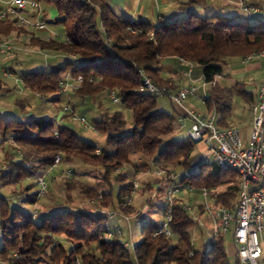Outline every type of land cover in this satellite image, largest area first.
<instances>
[{
  "label": "trees",
  "instance_id": "trees-1",
  "mask_svg": "<svg viewBox=\"0 0 264 264\" xmlns=\"http://www.w3.org/2000/svg\"><path fill=\"white\" fill-rule=\"evenodd\" d=\"M35 1L56 9L54 23L63 25L62 39L58 36L41 38L32 27L27 30L7 19H0V39L14 33L29 34L28 46L46 53H71L77 61L65 59L48 70L21 71L19 79L23 86L37 95L62 94L65 76L81 75L83 81L75 90L76 94L85 98L113 90L124 109L130 112L132 125L126 128L120 112L103 113L94 123L97 133L106 135L105 145L98 147L51 118L38 116L19 120L0 115V144L9 141L14 149L21 151L19 158L0 170L1 183L15 185L34 176L38 169L43 173L56 155H60L61 161L78 160L99 169V189L80 182V192L86 198L102 207L111 206L114 211L129 214L133 209L128 201L133 183L120 185L114 196L111 178L125 179L118 170L133 163V155H139L150 159L156 169L168 173L188 171L190 175L183 176L181 181L197 191L204 187L211 194L217 187L226 186L214 195L213 203L232 205L239 192L238 174L221 169L214 162H200L195 168L191 167L190 158L196 143L188 138L184 141L172 138L178 116L158 110L156 98L138 91L137 69H143L154 83L167 86V80L158 74L160 63L168 58L178 61L184 58L192 63V78L201 77L203 82L215 85V78L223 75L226 58L264 51V19H247L244 15L201 16L191 11L180 20L152 24L145 20L122 19L107 0ZM196 2L199 0L188 4ZM252 19L257 20L249 22ZM181 67L186 69L183 64ZM4 89L0 80V91ZM235 97L250 105L254 102L253 95L241 82L229 87L215 85L204 99L207 110L216 112L222 126L229 125ZM151 164L144 160L141 167ZM35 185L36 181L27 187ZM162 187L157 189L160 191ZM27 198L32 204L37 193ZM37 218L31 219V211L12 205L0 196V263L231 264L224 235H218L207 248H194L191 231L198 224L178 201L171 210L170 235L155 234L161 222L144 220L142 239L133 249L123 247L118 235L107 237L108 225L101 212L59 206ZM234 264H240L237 257Z\"/></svg>",
  "mask_w": 264,
  "mask_h": 264
},
{
  "label": "rangeland",
  "instance_id": "rangeland-1",
  "mask_svg": "<svg viewBox=\"0 0 264 264\" xmlns=\"http://www.w3.org/2000/svg\"><path fill=\"white\" fill-rule=\"evenodd\" d=\"M47 11V18L54 20L57 16V11L54 7H48V6H42ZM43 19H45L46 14H43L41 16ZM257 19L249 20V22L256 21ZM25 28V27H24ZM27 29V28H25ZM53 29L56 33L59 34L58 38L62 39V32H63V25L62 24H54ZM28 30V29H27ZM29 38V34L17 35L16 33L13 34V36L9 37V42L11 43L13 49L9 51L8 53L0 54V80L5 83L9 88V92H0V114L3 115L4 118H6L4 113V110L10 111L9 114H13V112L16 110V112H20L16 117V119L22 120L23 117H21L22 109L17 104L18 100H22L23 97L27 99V103L25 104V110L27 112H35V117L43 116L45 118H51L56 122H59L60 124H64L72 128L76 134L83 140H86L88 142L94 143L98 147H102L105 145V139L106 135L97 133L92 131L90 128H85L77 119H72L71 115H66L63 112L64 106H69L73 109L75 108V114L77 116H83L87 123L91 126L94 125L95 121L99 120L101 118V115L103 113H115L120 112L122 114V117L126 121V128L131 127L132 125V119L131 114L128 110L124 109V107L121 105V103H112L108 93L106 91L100 92L95 96L92 97H85L82 98L78 94H67L65 96L64 94L56 93V94H47L44 95L43 98H40L39 95L36 93H33V91L26 89L21 80L19 79V73L21 71H44L48 70L50 67L45 66L42 62L44 60L43 53L37 54H31L32 50L31 47L27 45V40ZM31 52V53H30ZM240 58L243 59L244 57H230L225 59V63H223V75L217 76L215 78V85L219 86H227L229 83H231L233 80L241 81L245 84V88L252 92L256 93L258 92L259 86L262 81H264V57L262 58H254L249 63H255L259 62L258 67L253 68H247V64H242L240 61ZM64 62V61H63ZM61 62V64L63 63ZM241 69V73L239 76H233L234 73L232 70H238ZM4 71H7L8 73H11L10 75L6 76L4 75ZM220 77V79H219ZM203 81H196L195 84L200 86ZM208 89H211L214 87V84H206ZM70 91V92H71ZM58 97L59 101L54 102V98ZM157 103V109L162 110L171 114L177 113V110L175 108V105L171 103L166 97H159L156 99ZM6 104V105H5ZM185 105L193 107L198 110L199 112H206L207 107L204 102V99L202 97L196 98V97H188L185 102ZM234 107H236V113L234 116H232V119H229V125L237 124L243 134H246L249 122H250V105L243 101L239 97H235L233 100ZM236 105V106H235ZM2 108V109H1ZM186 129L180 130L176 127V130L174 134L172 135V138L177 141H184L187 139L186 136ZM10 151L13 156H15L16 151L13 149H9L8 145H4V151ZM21 152V151H20ZM206 152V150H200V144H195L194 150L192 152V156L190 158L191 162H195V160L198 162L201 156ZM199 154V156H197ZM205 155V154H204ZM9 156L8 154H4V152L0 151V168L2 163H4V157ZM11 157V156H10ZM12 158V157H11ZM199 158V159H198ZM133 163L125 165L122 169L118 170L119 175L121 177H125V179L115 180V177L111 178V182L113 184V195L115 196L117 194L118 187L122 184H131V183H137L138 187L135 190V192L132 195L131 203L135 205V207L132 206V211L128 214H125L129 216V221L133 216L137 214V208L140 209V211H144L143 213H140V218L138 219H132L130 226L127 225V228L129 230V239L136 243L142 239L141 234V225L144 220H150V221H156L161 222L164 218V208L166 205L165 202V188L162 187V190H156L153 188V185H161V175L158 174L155 165L151 164L150 159L142 158L141 160L134 159L132 157ZM6 165L11 162L10 159L6 158ZM147 161L151 165H148L145 168L141 167L142 161ZM200 163V162H199ZM139 165L138 167H134V165ZM199 165V164H197ZM195 165V166H197ZM193 166V168L195 167ZM192 167V166H191ZM134 169L139 170L141 172L138 174V176L134 175ZM70 170L71 175L69 178H64L62 174H64L65 171ZM99 169L91 167L89 165H86L82 163L81 161L75 160V161H69L66 162L65 160H62L56 168L53 170V172L48 175L50 178L55 175L53 178L54 185L52 189H48L44 195L41 197L36 198V201L32 204H30L28 200V196H31L33 193H37L38 186L37 184L35 186L28 187H19V185H12V184H1L0 183V196L7 199V201L12 202V205H15L19 208L25 209V211L29 212H36V214L43 213L44 209L43 206L47 203H56L55 201L59 199V206L68 207L71 209H82L87 210L92 213H96L95 211L99 210L102 212H110L113 211L111 206H100L99 204H94L96 201H93L91 198H86L81 192H80V182L90 186L95 187L99 189V177L100 173L98 171ZM60 171V172H59ZM181 172V171H180ZM178 172V173H180ZM42 174V170L38 169L35 171L34 176L27 177L23 179L21 182H25L24 185L35 183L36 177L38 175ZM57 174V175H56ZM48 176H46V180L48 179ZM120 177V178H121ZM68 181V182H67ZM49 183V180H47ZM69 183V184H68ZM66 184H68L69 187L66 188ZM132 184V185H133ZM163 184V182H162ZM226 186H220L217 187L211 194L208 196L206 200L213 203L212 200L215 197L217 193L221 192ZM19 189L18 191L14 192V196L12 199H10V196L13 195V190ZM129 193H131L129 191ZM144 193V196H143ZM48 197V198H47ZM146 197V198H144ZM19 199V200H18ZM183 199V200H179ZM178 202H183L186 205L190 206L194 212L198 210V205L205 200L203 196H201L198 193H183L179 196ZM22 201L21 205L20 202ZM28 202V203H27ZM140 202L142 204H140ZM116 211V210H115ZM191 214V213H189ZM191 216V215H190ZM137 218V217H136ZM201 222L199 223L196 221V223L200 226L195 227L191 231V240L192 244L195 249H200L203 246L208 247L209 245V235L211 233V221L208 216L201 215L200 217ZM38 220V218H37ZM232 236V230L230 231V234ZM229 261L231 264H234L235 259L233 257H229ZM3 264V263H0Z\"/></svg>",
  "mask_w": 264,
  "mask_h": 264
},
{
  "label": "built area",
  "instance_id": "built-area-1",
  "mask_svg": "<svg viewBox=\"0 0 264 264\" xmlns=\"http://www.w3.org/2000/svg\"><path fill=\"white\" fill-rule=\"evenodd\" d=\"M0 19L13 21L19 27H32L36 31L47 30L45 20L41 17L44 14L42 5L35 0H0ZM243 15L247 19L254 17L264 19V9L252 7L240 3ZM51 37L59 36L53 33ZM50 37V38H51ZM7 39H0V54L8 53L13 49ZM44 58L46 52H41ZM64 59L77 61L74 54H56ZM264 57V51L245 56L242 61L246 62L253 58ZM181 64L186 66L183 74L191 79L192 63L184 58H179ZM7 74V71L5 72ZM9 74V73H8ZM138 91L141 94L159 98L166 97L171 103L181 111V116L177 117L176 122L179 127L184 126L183 118H188L191 125L186 129V136L195 143H204L206 152L201 162H214L218 167L225 170H232L239 176V192L237 200L229 207L217 205L206 200L210 193L204 187L198 191L205 198L198 206V209L207 215L211 221V233L209 242L213 243L218 235H226L232 230V239L236 246V257L242 264H264V81L261 82L256 100L250 105V126L247 134H243L241 129L235 125L221 126L218 124V117L214 110L202 114L194 109L188 108L184 102L188 97H198V90L195 85L189 84L173 92L167 86L156 84L150 76L143 70L137 69ZM91 81L92 79L89 78ZM83 77L77 75L65 76L61 86V93L77 90ZM203 84H208L203 82ZM214 84V82L210 83ZM209 84V85H210ZM43 98L42 95H39ZM108 96L112 103H119V96L113 91L108 90ZM65 114L71 115L72 119H77L85 128H90L97 132L95 126L87 123L83 116H77L75 111L69 106L63 107ZM61 162V156L56 155L53 163L40 175L36 177L38 186L37 198L44 195L48 189L46 176ZM195 168V167H194ZM158 169V168H157ZM165 188V208L164 218L159 229L155 234L164 232L170 235L168 223L171 220V210L183 193H194L196 189L181 181L183 176L188 177V171L180 173H168L157 170ZM70 170L62 174L64 178H69ZM138 184L132 185L131 193L128 197L130 202L132 195L137 189ZM181 208L188 213L193 209L183 202H178ZM104 214L108 225L107 237L118 235L123 247L133 249L135 243L129 239V216L117 211H95ZM40 214L31 212V219H35ZM194 221H198L195 214L191 215ZM200 223V222H199ZM168 264V263H165Z\"/></svg>",
  "mask_w": 264,
  "mask_h": 264
},
{
  "label": "crops",
  "instance_id": "crops-1",
  "mask_svg": "<svg viewBox=\"0 0 264 264\" xmlns=\"http://www.w3.org/2000/svg\"><path fill=\"white\" fill-rule=\"evenodd\" d=\"M107 1L109 2L113 11L122 19L130 21V22H135L138 20H145V21H148L152 24H157L160 21L161 22L162 21L170 22V21L180 20V19L186 17L188 15V13L191 11L196 12L201 16L220 14V15L243 17V12H242L240 3H243V4L248 5V6L258 7L260 9H264V0H199V2H196L193 4H188V2L191 0H107ZM43 10H44V14H46V17L44 20L46 23L47 30L35 31V34L41 38L49 39L51 37L50 36L51 34L56 33L53 29V26L55 23H54V20L47 18V11L44 9V7H43ZM31 50H32L31 51L32 53L30 52L31 54H37V55H38V53L40 54V51L36 48L31 47ZM46 54H47L46 58L44 60H42V62L45 66L51 67L55 64H60L61 62L65 61V59L59 55H56L53 53H46ZM253 59H251V60H253ZM240 60H241L240 62L242 64H245V65L247 64V68L248 67L249 68L250 67L251 68L258 67L260 65L259 62L249 63L251 60L243 62L241 58H240ZM181 65L182 64H180L176 58L164 59L159 65V69H158L159 77L164 79V80H167V82H168L167 87L173 92H176L180 88L187 86L189 84L195 85L197 87V90H198V97H196V98L202 97L203 99H205V97H207L211 93V89H208L207 85L206 84L204 85L203 82L201 83L200 86L195 84L196 81L202 80L201 77H198V78H192L191 77V79L187 78L183 74L184 69L181 67ZM5 72L6 71H4V75H6V76L11 74V73L8 74V72H7V74H5ZM232 72L234 73L233 76L237 77L241 73V69L232 70ZM219 79H220V77H219ZM234 82H241V81L233 80L231 83H229L225 87L231 86ZM241 83H243V82H241ZM3 84H4L5 89L2 90V92H9L10 88L5 83H3ZM247 92H249L253 95V101H255L257 94L256 93L254 94L248 90H247ZM33 93H35V92H33ZM73 93L74 92H72V91L71 92L68 91L64 95L67 96V94H73ZM58 101L54 100V102H58ZM26 103H27V99L25 98V96L23 97L22 100L17 101V104H19V106L21 107V109L23 111L21 114V117H23V119H30V118L35 117L34 116L35 112H32V111L27 112L25 110V104ZM187 107L196 110L193 107H190V106H187ZM175 108L177 110L176 115L178 117L181 116V111L179 110V108L176 106H175ZM74 111H75V108H74ZM207 112H209V111L207 110L206 112H200V113L206 114ZM4 113H6L5 114L6 118H16V117H18L17 115L20 112H18V111L16 112V110H15L13 112V114H9L10 111L4 110ZM235 113H236V107H234V104H233L230 119H232V116H234ZM110 115H111V113H110ZM1 116L3 117V115H1ZM183 122H184V126L182 128H180L178 123L176 122V126L180 130L187 129L191 125V121L188 118H183ZM233 125L238 126L237 124H233ZM249 126H250V124H249ZM248 131H249V127H248L246 134L248 133ZM5 144L8 145V148L10 150L13 149L16 151L15 156H13V155L11 156L13 158L10 157L11 153L9 150L4 151V145ZM196 144H200V150H204V149L206 150V145L204 143H196ZM0 151L4 152V154L9 155L7 157H4V163H2L0 170L5 168L4 166L7 163L6 158H11L10 160H13V159H17L21 156L20 150L14 149V146L9 141L0 144ZM204 154H205V152H204ZM204 154L202 156L200 154V159L198 158L199 159L198 162L196 160H195V162L190 161V165L193 167V166L199 164V162L202 161ZM197 156H199V154ZM132 157L134 159L136 158L139 161L141 160V156H139V155H133ZM53 170L50 172V174L53 172ZM140 173L141 172H139V170L134 169V175L138 176V174H140ZM50 174H48V175H50ZM50 176H48L47 180H49V183H48L49 189H52V187L54 185L53 178L55 177V175L52 176L51 178H50ZM0 183H1V181H0ZM24 183L25 182H20V183H17L16 185H19L20 188L21 187H27L28 185H30V184H28L25 186ZM161 185H162V181H161ZM159 186H160V184L153 185L152 186L153 191H154V189L156 191ZM18 190L17 189L13 190V195L10 196V199H12V197L14 196V194H15L14 192H16ZM194 193L200 194L199 191H197V190ZM143 196H144V193H143ZM144 198H146V197H144ZM181 200H183V199H181ZM12 202H10V203H12ZM17 202H20V204L22 203L21 200L17 201ZM55 202L56 203H53V204L50 202L48 204L46 203L45 206H43V209H44L43 213L44 214L49 213L54 208L59 207V204H60L59 199L56 200ZM212 202H214V199L212 200ZM140 204H142V203L140 202ZM21 205H23V204H21ZM131 205L133 207H135V205L133 203H131ZM143 212L144 211L141 212L140 209L137 208V214L131 218L128 225L130 226L132 219H138L137 215L140 213H143ZM192 214H195L197 216V218H199V220L201 221L200 217L203 213L201 212L200 209H198L196 212L193 211L190 215H192ZM203 215H205V214H203ZM198 226H200V225H198ZM229 234L230 233L224 235L226 254L228 256V259H229V257H233L235 259L236 258V246H235V243L232 239V236ZM262 237H264V235H262ZM240 264H242V263H240Z\"/></svg>",
  "mask_w": 264,
  "mask_h": 264
}]
</instances>
